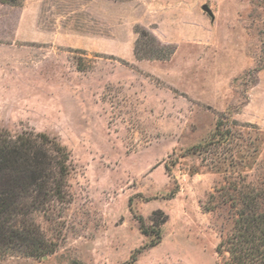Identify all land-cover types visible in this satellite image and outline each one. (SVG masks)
Wrapping results in <instances>:
<instances>
[{
    "label": "rangeland",
    "instance_id": "obj_1",
    "mask_svg": "<svg viewBox=\"0 0 264 264\" xmlns=\"http://www.w3.org/2000/svg\"><path fill=\"white\" fill-rule=\"evenodd\" d=\"M221 115L230 141L193 150ZM0 131L68 155L63 199L27 218L48 254L0 264H222L217 190L264 192V0L0 4Z\"/></svg>",
    "mask_w": 264,
    "mask_h": 264
},
{
    "label": "trees",
    "instance_id": "obj_2",
    "mask_svg": "<svg viewBox=\"0 0 264 264\" xmlns=\"http://www.w3.org/2000/svg\"><path fill=\"white\" fill-rule=\"evenodd\" d=\"M19 1L0 0V4L16 6ZM148 52L159 53L155 49ZM225 122V117L219 116L211 140L193 150L201 153L211 145L228 143L232 134L229 129H222ZM67 159L65 149L46 134L11 136L0 131V255L9 251L21 252L26 257L48 254L44 236L27 218L47 204L63 199ZM218 191L235 211L230 233L217 246V253L223 256L222 264H264V203L261 202L264 192L235 181ZM135 261L133 256L126 264Z\"/></svg>",
    "mask_w": 264,
    "mask_h": 264
},
{
    "label": "water",
    "instance_id": "obj_3",
    "mask_svg": "<svg viewBox=\"0 0 264 264\" xmlns=\"http://www.w3.org/2000/svg\"><path fill=\"white\" fill-rule=\"evenodd\" d=\"M203 10L206 11L208 14H210V11L207 9V7H203Z\"/></svg>",
    "mask_w": 264,
    "mask_h": 264
}]
</instances>
